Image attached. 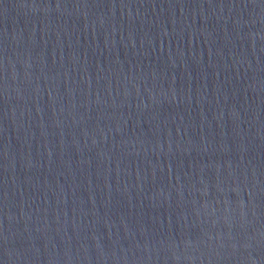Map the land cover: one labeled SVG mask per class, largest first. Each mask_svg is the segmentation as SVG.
<instances>
[{
  "label": "water",
  "instance_id": "95a60500",
  "mask_svg": "<svg viewBox=\"0 0 264 264\" xmlns=\"http://www.w3.org/2000/svg\"><path fill=\"white\" fill-rule=\"evenodd\" d=\"M0 264H264V0H0Z\"/></svg>",
  "mask_w": 264,
  "mask_h": 264
}]
</instances>
